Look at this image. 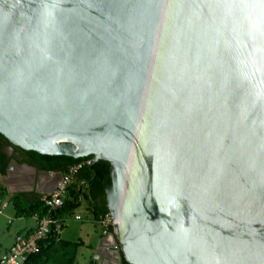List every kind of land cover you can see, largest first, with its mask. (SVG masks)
Returning a JSON list of instances; mask_svg holds the SVG:
<instances>
[{
  "label": "water",
  "instance_id": "obj_1",
  "mask_svg": "<svg viewBox=\"0 0 264 264\" xmlns=\"http://www.w3.org/2000/svg\"><path fill=\"white\" fill-rule=\"evenodd\" d=\"M0 136L109 164L106 264H264V0H0Z\"/></svg>",
  "mask_w": 264,
  "mask_h": 264
},
{
  "label": "trees",
  "instance_id": "obj_2",
  "mask_svg": "<svg viewBox=\"0 0 264 264\" xmlns=\"http://www.w3.org/2000/svg\"><path fill=\"white\" fill-rule=\"evenodd\" d=\"M11 148L12 154L7 157L4 149ZM17 165H25L36 172L63 173L66 168L84 163L75 176L72 184L67 188L66 199L58 209H46L38 195L13 193L8 197L14 213L18 217L31 218L50 216L58 220L61 213L75 209L81 201L91 207L93 218L108 212L104 190L110 184L109 164L104 161L92 163V156L70 158L65 156H45L30 151H22L12 147L0 136V177L5 176L9 161ZM89 162V165H85ZM1 197V196H0ZM80 243H68L57 239V233L51 227L48 238L40 244L39 251L28 257L24 264H72L76 249ZM120 264H127L120 256Z\"/></svg>",
  "mask_w": 264,
  "mask_h": 264
},
{
  "label": "built area",
  "instance_id": "obj_3",
  "mask_svg": "<svg viewBox=\"0 0 264 264\" xmlns=\"http://www.w3.org/2000/svg\"><path fill=\"white\" fill-rule=\"evenodd\" d=\"M83 165L84 163H81L66 168L61 173L60 180L55 185L53 192L49 195H39L40 201L46 209L53 211L61 206L67 196V188L72 184ZM85 165H89V162H86ZM2 211L3 204L0 201V215ZM96 224L99 238H106L112 231L110 213L106 212L100 215L96 220ZM51 227L58 234L60 231L59 221L52 219L50 216L35 217L33 229L28 233L14 236L7 252L0 257V264H24L28 257L39 251L40 244L48 238ZM111 249L117 250V246ZM91 261L93 264H106L105 259H102L96 252L92 255Z\"/></svg>",
  "mask_w": 264,
  "mask_h": 264
},
{
  "label": "crops",
  "instance_id": "obj_4",
  "mask_svg": "<svg viewBox=\"0 0 264 264\" xmlns=\"http://www.w3.org/2000/svg\"><path fill=\"white\" fill-rule=\"evenodd\" d=\"M15 165L16 166L11 167L9 170L5 172L4 177H0V196H1L0 201L3 204V211L2 214L0 215V257L7 252L8 248L12 243L14 236L30 232L35 225L34 216L31 218H22L15 215L14 210L12 209L11 205L8 203V197L13 193L38 195L35 192V186H36V191L42 190L48 179V177L37 175L38 172L34 171V169L30 167L25 168L24 167L25 165H17V164ZM8 206L11 207V212L6 211ZM89 212L92 214L91 209H89ZM58 219L62 223L61 217H58ZM92 222L95 225H97L96 220L93 218V214H92ZM62 229H63V224H61V229L57 234L58 240L65 241L68 243H80L79 244L80 246L76 249L72 264H93L91 258L92 255L97 251L98 242L100 240L99 232H97L96 243L93 245V250L91 251L87 261H85L81 258V255L77 252L78 250L81 249V246L83 245V242L79 236L81 237L84 236L85 240L88 243V238L91 237L90 231H87L86 229L83 232L82 230H78L79 236L75 238L74 241H69V240H62L60 238L59 234L62 231ZM90 244L91 242L88 243V245Z\"/></svg>",
  "mask_w": 264,
  "mask_h": 264
},
{
  "label": "rangeland",
  "instance_id": "obj_5",
  "mask_svg": "<svg viewBox=\"0 0 264 264\" xmlns=\"http://www.w3.org/2000/svg\"><path fill=\"white\" fill-rule=\"evenodd\" d=\"M5 153L7 154V151ZM11 154H9V157L11 156ZM89 209H91L89 204H86L85 201H82L72 211L61 213L60 215L63 224V229L60 232L59 236L62 240L74 241V239L79 236L78 230H82V232L85 229L87 231H90L91 237L88 238V243L91 242L90 245H88L84 236H79L83 242V245L81 246V249L77 252L85 261H87L91 251L93 250V245L96 243V237L98 232V226L92 222V214L89 212ZM6 211L11 212V207L8 206Z\"/></svg>",
  "mask_w": 264,
  "mask_h": 264
},
{
  "label": "flooded vegetation",
  "instance_id": "obj_6",
  "mask_svg": "<svg viewBox=\"0 0 264 264\" xmlns=\"http://www.w3.org/2000/svg\"><path fill=\"white\" fill-rule=\"evenodd\" d=\"M6 151H7V154L5 153ZM4 153H5V155L8 156V154H11L12 153V150L10 148H6V149H4Z\"/></svg>",
  "mask_w": 264,
  "mask_h": 264
}]
</instances>
